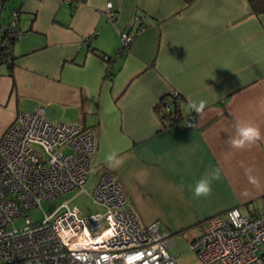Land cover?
<instances>
[{
  "label": "crops",
  "instance_id": "crops-1",
  "mask_svg": "<svg viewBox=\"0 0 264 264\" xmlns=\"http://www.w3.org/2000/svg\"><path fill=\"white\" fill-rule=\"evenodd\" d=\"M108 1L112 19L102 14ZM12 7L22 34L12 64H0V138L27 111L23 96L46 116L43 103L53 95L60 116L94 129L95 174L120 181L143 223L192 238L211 215L262 206L264 13L247 0H5L3 20ZM122 31L131 36L126 47ZM172 91L182 96L184 118L164 125L154 107ZM200 100L207 103L197 114L189 102ZM237 119L258 126L262 139L233 149ZM114 151L124 162L110 168L105 157ZM217 168L212 195L194 197L191 187Z\"/></svg>",
  "mask_w": 264,
  "mask_h": 264
},
{
  "label": "built area",
  "instance_id": "built-area-1",
  "mask_svg": "<svg viewBox=\"0 0 264 264\" xmlns=\"http://www.w3.org/2000/svg\"><path fill=\"white\" fill-rule=\"evenodd\" d=\"M0 0V64L20 37L19 11L3 20ZM102 14L114 17L111 2ZM122 46L131 36L120 33ZM186 124L194 123L193 114ZM94 129L77 122H53L44 108L21 111L0 138V264H178L167 250L171 234L159 221L143 223L127 203L120 181L109 172L97 176L91 191L85 184L95 171ZM73 189L105 209L83 214L67 200L43 210L40 220L28 216L42 199ZM23 222L18 224L19 219ZM189 248L203 264H259L264 246V197L250 215L238 207L200 222Z\"/></svg>",
  "mask_w": 264,
  "mask_h": 264
},
{
  "label": "rangeland",
  "instance_id": "rangeland-1",
  "mask_svg": "<svg viewBox=\"0 0 264 264\" xmlns=\"http://www.w3.org/2000/svg\"><path fill=\"white\" fill-rule=\"evenodd\" d=\"M13 8L16 7H12L9 10V14L12 12ZM47 101H49V103H43V104L46 110V117L49 120L53 122H60V121L76 122L75 119L69 120L64 115L60 116V100L56 99L55 96L52 95L50 99L48 97ZM21 103H22L21 108L23 110L31 111L32 108L36 105L37 101L35 103L34 99L23 96L21 98ZM96 179H97V174H95V172H90L89 180L85 184V187L88 191H91L94 183L96 182ZM65 200H67L68 206L78 207L80 210H82V213L85 215L93 213L95 211L103 212L105 209L102 205L94 202L90 196H83L82 193L78 192V189H73L71 191H68L62 195L55 197L52 200L42 199L39 205L30 209V211L27 214L29 217L35 220H40L41 217L43 216V210L47 212H51L52 210L55 209V207L58 204H60ZM22 222H23V218L20 217L19 222L17 223L21 224ZM194 231L196 232L197 230ZM189 234L190 233L188 232H183L182 234H178V235L172 234L170 236V239L173 241V243H171L168 246L167 250L171 256L175 257V260L179 264H203V262L200 260L196 252H194L189 248V239H190L188 237ZM262 248H264V246H260L258 248V252H260Z\"/></svg>",
  "mask_w": 264,
  "mask_h": 264
},
{
  "label": "clouds",
  "instance_id": "clouds-1",
  "mask_svg": "<svg viewBox=\"0 0 264 264\" xmlns=\"http://www.w3.org/2000/svg\"><path fill=\"white\" fill-rule=\"evenodd\" d=\"M206 101L200 100L199 102L190 101L189 106L193 109L197 114L203 112L204 108L206 107ZM235 128V135L230 136L228 138L229 145L236 150H243L248 148L258 141L262 139V133L258 126L254 125L249 121H241L239 119L235 120L234 122ZM123 158L119 157L118 154L114 151L109 153L105 157V163L110 168H116L123 164ZM246 175L248 180L253 185H258L259 180L257 177L251 175V169H246ZM220 179V170L214 169L208 173H206L202 178H200L194 185L191 187L194 197L196 198H207L212 195L213 188L212 184L213 181Z\"/></svg>",
  "mask_w": 264,
  "mask_h": 264
},
{
  "label": "trees",
  "instance_id": "trees-1",
  "mask_svg": "<svg viewBox=\"0 0 264 264\" xmlns=\"http://www.w3.org/2000/svg\"><path fill=\"white\" fill-rule=\"evenodd\" d=\"M70 2L78 3L81 2V0H67ZM185 3L189 4L193 0H183ZM251 10L256 13H264V0H247ZM141 28V26H138L137 29ZM19 39V38H18ZM16 39L13 42L14 43L18 40ZM94 51V50H93ZM97 53V51H94ZM100 56H103V54H100ZM106 61L110 62V56L107 54L106 56H103ZM14 58V52L7 55L6 57L3 58L1 61L2 63H8L12 64ZM109 69L107 68L106 71ZM181 101H182V96L178 93V91H172L167 95H164L156 104H155V111L160 117L161 122L164 125L168 124H173L176 121H178L181 118H184L183 115V110L181 107ZM89 128V127H88ZM259 264H264V256L261 257V262Z\"/></svg>",
  "mask_w": 264,
  "mask_h": 264
}]
</instances>
